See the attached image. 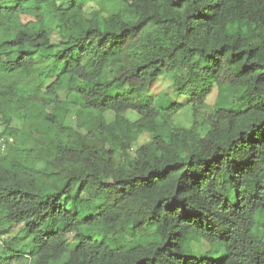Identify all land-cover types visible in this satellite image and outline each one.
Returning a JSON list of instances; mask_svg holds the SVG:
<instances>
[{"label":"trees","instance_id":"obj_1","mask_svg":"<svg viewBox=\"0 0 264 264\" xmlns=\"http://www.w3.org/2000/svg\"><path fill=\"white\" fill-rule=\"evenodd\" d=\"M0 135V264H264V0H0Z\"/></svg>","mask_w":264,"mask_h":264},{"label":"rangeland","instance_id":"obj_2","mask_svg":"<svg viewBox=\"0 0 264 264\" xmlns=\"http://www.w3.org/2000/svg\"><path fill=\"white\" fill-rule=\"evenodd\" d=\"M61 3H63L64 5L68 4V0H60ZM95 3H87L84 5L85 8V12L90 13L92 8L94 7ZM31 17L25 16L24 17V21L27 20H31ZM56 31V30H55ZM53 40L57 41L58 40V36L56 34V32L53 33ZM173 75L168 74V73H164L163 75H161L159 78L155 79L154 81H152L150 88H149V95L148 96H153L155 99L158 100H175L177 99V101H180L181 103L184 102V107L174 116V122L175 124L179 125V126H190L192 124V119H194L193 116V111L190 105H188L187 103V99L186 98H182V97H177L174 89H173ZM125 92L128 93H132V90L130 89H126ZM133 94H137L139 95L138 91H135ZM63 98H65V93L62 94ZM217 97H218V92L217 90H215L213 92V94L208 98L207 102L201 106L199 108V112L196 115V119L197 121L200 123V125L205 129L207 127V117L209 116L210 113H212L216 107V103H217ZM160 105V104H158ZM163 106V105H160ZM166 106L169 105H165L162 108H165ZM126 116L131 119V120H136L138 119V113L135 111H128L126 113ZM96 117H93L91 120L86 122V126L88 128L93 127L96 124ZM149 138L148 134H145L144 136H142L140 138L139 141H137L134 145V149L138 148L145 140H147ZM134 151V150H133ZM132 151V153H133ZM23 225H18L15 226V228L12 229V232H15L16 230H19L20 227ZM71 240L74 239V235L71 234L70 235ZM0 243H3L2 240H0ZM2 264H23L21 260H17L14 259V257H11L9 261H7L6 263H2Z\"/></svg>","mask_w":264,"mask_h":264},{"label":"built area","instance_id":"obj_3","mask_svg":"<svg viewBox=\"0 0 264 264\" xmlns=\"http://www.w3.org/2000/svg\"><path fill=\"white\" fill-rule=\"evenodd\" d=\"M13 138L5 137L0 135V154L5 151L9 142H11Z\"/></svg>","mask_w":264,"mask_h":264}]
</instances>
